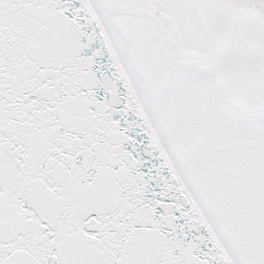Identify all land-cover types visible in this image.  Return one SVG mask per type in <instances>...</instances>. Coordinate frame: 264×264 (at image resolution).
Segmentation results:
<instances>
[{
	"label": "snow or ice",
	"instance_id": "6c2138e0",
	"mask_svg": "<svg viewBox=\"0 0 264 264\" xmlns=\"http://www.w3.org/2000/svg\"><path fill=\"white\" fill-rule=\"evenodd\" d=\"M0 264H264V0H0Z\"/></svg>",
	"mask_w": 264,
	"mask_h": 264
}]
</instances>
